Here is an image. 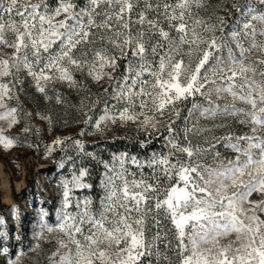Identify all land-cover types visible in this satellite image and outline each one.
<instances>
[{
    "label": "snow or ice",
    "instance_id": "snow-or-ice-1",
    "mask_svg": "<svg viewBox=\"0 0 264 264\" xmlns=\"http://www.w3.org/2000/svg\"><path fill=\"white\" fill-rule=\"evenodd\" d=\"M210 7L0 0V144L40 133L33 118L66 125L57 109L84 126L44 145L62 176L45 264H264V0ZM30 89L47 112L19 102ZM127 126L143 154L88 149ZM4 238L0 261L22 264Z\"/></svg>",
    "mask_w": 264,
    "mask_h": 264
},
{
    "label": "rangeland",
    "instance_id": "rangeland-1",
    "mask_svg": "<svg viewBox=\"0 0 264 264\" xmlns=\"http://www.w3.org/2000/svg\"><path fill=\"white\" fill-rule=\"evenodd\" d=\"M93 93L101 92L102 88L95 85ZM37 101L42 111L47 112L50 105L44 103L42 98L29 90L27 95L21 94L19 102L29 112H35ZM72 103L78 104L79 98L72 97ZM57 118L67 121L54 128L46 122L33 118L34 128L41 129L36 135H28L14 141L13 146L5 148L0 144V234L4 235V246L9 248L12 257L23 251L25 253L22 264H38V251L47 256L54 249L55 241L47 237L44 241L37 240L39 222L42 211L55 214L60 206L59 173L53 170L54 161L46 154L44 145L51 143L56 136L74 135L83 128L77 124V113L73 110L57 109ZM23 124L5 130L9 138L22 134ZM135 131L133 126L112 127L102 136L91 131L87 141L130 135ZM40 145L39 148L30 145ZM39 154V155H37ZM254 196L256 194H253ZM50 221L49 223H54ZM23 240V242H22ZM18 243H27L21 245ZM37 243L39 248L35 251ZM12 244V249L11 245ZM31 248L25 249L24 247ZM0 264H3L0 261Z\"/></svg>",
    "mask_w": 264,
    "mask_h": 264
},
{
    "label": "trees",
    "instance_id": "trees-1",
    "mask_svg": "<svg viewBox=\"0 0 264 264\" xmlns=\"http://www.w3.org/2000/svg\"><path fill=\"white\" fill-rule=\"evenodd\" d=\"M233 3V0H210V11L215 10V13L217 15L226 16L227 10L231 8V5ZM17 137L23 138V134H18ZM138 137V133L135 131L130 132V135H124V136H118V137H112V138H105V139H99L100 146L95 147L92 143V141H88V149L90 151L94 150L98 154H102L104 159H109V155L112 152H119V151H128L132 154H143L141 150L138 149V146H136L135 141ZM39 155V154H37ZM59 155L54 154L52 156V160L54 161V168L53 170H57L58 173L60 170L58 169V165L56 163L57 160H59ZM62 179V176L59 174V180ZM48 220L55 221V214L49 213ZM23 242V240H22ZM21 245H26L27 243H18ZM12 249V244L9 245ZM25 249L31 248V245L29 247H24ZM38 253V264H45V258L43 254H41L39 251Z\"/></svg>",
    "mask_w": 264,
    "mask_h": 264
}]
</instances>
